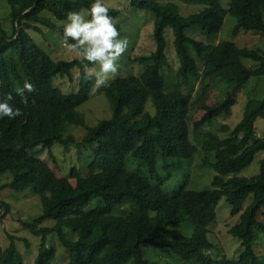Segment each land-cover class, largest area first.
<instances>
[{
    "label": "trees",
    "instance_id": "trees-1",
    "mask_svg": "<svg viewBox=\"0 0 264 264\" xmlns=\"http://www.w3.org/2000/svg\"><path fill=\"white\" fill-rule=\"evenodd\" d=\"M173 1L129 0L133 7L154 13L156 48L149 55L131 59L143 67L139 74L118 77L103 89L112 114L91 126L78 116L77 108L90 98L97 76L87 72L84 60L53 58L30 31H42L41 23L63 34V26L43 13L66 20L70 11H88L93 0H8L12 31L9 33L0 22V98L11 93L13 99L9 103L21 114L0 119V153L9 154L0 160V177L13 169L19 171L1 188H32L41 199L43 213L33 221H20L42 237L35 264H55L57 250L48 244V236L53 233L68 250L69 264H161L145 255V246L179 264H264V249L256 248L264 245V158L259 174L238 175L252 164L258 152L264 151V137L256 127L257 119L264 118V95L249 102L238 124L222 128L228 131L225 137L212 131L204 133L203 166L210 165L216 171L212 187L190 189L187 178L177 190L169 192L164 181L182 170L185 161L198 153L199 146L191 140V95L180 90L166 92V79L161 73L168 60L165 29L171 28L183 85L189 87L193 79L201 76L233 82V88L215 105L200 103L204 114L194 121L193 129L199 130L214 118L231 114L243 86L252 76H264V52L229 40L212 45L191 37L187 29L199 26L202 34L212 39L230 14L237 18L235 35L241 29L264 35V0H232L228 8L221 0H181L204 5L203 10L188 16H183ZM103 3L120 32L121 26L116 22L120 9ZM68 40L73 43L71 38ZM189 46L202 58V70ZM245 58L258 65L248 67ZM75 68H80L81 83L77 92L68 94L55 81L70 77ZM25 81L33 85V91L25 90L23 94L27 104L15 91ZM149 101L154 113L147 110ZM74 125L87 128L82 142L93 152L87 176L77 168L71 171L75 185L68 177H54L43 164L29 161L33 159L25 155L40 146L62 144L68 148L76 143L71 129ZM130 158L144 162L147 173L133 170L129 165L132 160L128 163ZM223 197L231 205V213L240 214V222L228 229L241 244L238 257L233 259L216 256L215 250L211 252L209 225L216 220ZM95 199H101L102 204L84 209ZM130 204L133 206L129 208ZM4 206L7 215L10 207L3 202ZM60 210L69 212V225L77 238L69 237L62 224L65 220L44 225ZM185 216L193 222L192 235L163 236L168 228L181 225ZM8 237L10 245L6 249L0 247V264H26L16 245L18 237L11 233ZM216 242L224 253L220 241ZM25 243L30 246L29 240L25 239Z\"/></svg>",
    "mask_w": 264,
    "mask_h": 264
},
{
    "label": "rangeland",
    "instance_id": "rangeland-1",
    "mask_svg": "<svg viewBox=\"0 0 264 264\" xmlns=\"http://www.w3.org/2000/svg\"><path fill=\"white\" fill-rule=\"evenodd\" d=\"M161 3H166L168 0H159ZM106 4L113 8L120 9V15L116 19V22L121 26L118 38L127 40V48L117 61V72L115 74H108L106 82L104 84H95L91 90L90 98L77 108V113L80 118L85 120L88 125H95L101 119L108 118L112 114L111 103L106 97L104 88L113 80L118 77L139 74V70L143 67L139 63L132 62V58L139 55H149L156 48V42L154 39V20L155 15L151 11L140 10L133 7L129 0H103ZM179 6L180 13L183 16L195 14L204 9V5L192 2L187 3L181 0L173 1ZM232 0H221L222 5L225 8L230 6ZM10 5L8 0H0V22L4 29L12 31V22L9 19ZM87 10H82L80 13H87ZM45 16L50 17L58 25L64 26L66 20H57L48 12L43 13ZM88 20L89 16L84 17ZM237 24V18L228 14L225 19L223 29L214 36L212 39L206 38L200 30L199 26H193L187 29V33L198 40L216 45L222 41H234L241 47H249L255 49H261L264 52V35L256 31L241 29L236 35L234 34V28ZM39 30H31L33 38L36 42L48 51L55 59H80L84 60L86 70L89 74L98 76L100 74L99 64L85 60L82 56H79L76 52L69 49L68 45L71 42L64 41L63 34L48 28L47 26L39 23ZM165 36L167 39V64H165L161 73L166 79L165 91L172 92L180 90L192 97V104L189 110V121L191 128V140L199 146V151L192 160H186L182 170L174 172L169 179L164 181V188L169 192L177 190L183 182L189 178L188 188L194 190H203L212 187V181L216 174L214 168L210 165L203 166V158L205 152L201 148V142L203 135L206 132H217L221 137L228 135V131L222 130L225 126L234 127L243 117L246 106L249 102L262 98L264 95V76H252L251 79L243 86L236 96V104L232 108L231 114H223L214 118L213 122L209 125L201 127L199 130H194V121L204 114V109L200 107V103H206L209 105H215L221 101L226 94L233 88V82L218 78L217 80H211L209 78H203L202 76L193 79L192 84L187 87L182 84L178 69L180 62L177 56L176 48L174 45V34L171 28L165 29ZM189 50L193 57L197 59L199 68L202 70L203 61L193 48L189 46ZM150 52V53H149ZM244 63L251 68H255L258 63L252 59H243ZM144 67L146 65H143ZM81 81L80 68L73 69L70 77H58L55 81L57 87L63 90L65 93L77 92ZM147 110L154 113L155 108L152 101L147 103ZM256 127L258 134L264 137V118H259L256 121ZM72 134L76 139V143L70 144L66 148L62 144H55L51 148L40 146L31 151L25 153L29 161H38L43 164L48 171L54 177H68L73 185L76 184V179L71 177V171L74 168L80 170L83 176L89 174V164L93 159V152L89 147L83 144L82 140L87 132V128L82 125H74L71 127ZM9 154L0 153V160L7 157ZM264 158V151L257 153L254 161L251 165L239 172V176H253L260 173L261 160ZM132 160V161H131ZM131 161V162H130ZM130 162V163H129ZM130 167L141 173H147L144 162L139 160H133L130 158L128 161ZM28 168L26 166L23 170ZM18 169H13L11 172L0 177V247L6 249L10 245V238L8 233L14 234L18 237L16 245L22 252L26 264H35V259L39 253V249L42 243V237L33 234L29 229L25 228L20 222L22 219L25 221H33L35 218L43 213V207L40 197L33 191L32 188L24 190H13L11 188L1 187L8 181H11L13 176L18 173ZM160 176H164L160 172ZM146 175V174H144ZM251 198L245 203V207L248 206ZM5 202L10 208L7 213V208L2 207ZM101 199L91 200L84 206V209H91L97 205L102 204ZM133 206L130 204L128 207ZM5 215V216H4ZM69 212L66 210H60L57 214H54L51 218L47 219L44 223L45 226H53L57 221L64 225L70 238H77L70 228L68 221ZM264 219V215L261 216ZM240 222V214L233 215L231 213V205L225 197H223L217 208V218L209 225V237L213 241V248L211 252H215V255L221 257L225 255L226 258H237L241 244L240 239L231 235L228 231L230 226H233ZM194 231L193 222L187 216L185 221L176 227H170L163 234L164 237L170 238L175 234H183L186 236L192 235ZM25 239L30 241V246L26 245ZM220 241L224 247L223 253L218 250L217 242ZM49 246L55 247L57 250V257L55 264H69V252L58 240L55 233L48 236ZM259 246V247H258ZM260 251H263L264 245H258ZM216 248V249H215ZM145 255L151 260L159 263H175L178 261L168 255L157 253L153 247L145 246ZM183 264V263H180Z\"/></svg>",
    "mask_w": 264,
    "mask_h": 264
},
{
    "label": "clouds",
    "instance_id": "clouds-1",
    "mask_svg": "<svg viewBox=\"0 0 264 264\" xmlns=\"http://www.w3.org/2000/svg\"><path fill=\"white\" fill-rule=\"evenodd\" d=\"M108 11L103 0H93L87 13L68 12L63 26L64 41L67 42L69 38L73 41L68 45L69 49L85 60L99 64L98 85L106 82L108 74L117 72V61L127 48V40L118 38L120 34ZM85 15L90 19L86 20ZM25 90L33 91V85L25 81L22 88L15 89L22 98L21 102L27 104V98L23 95ZM12 99L11 93L0 98V119H13L21 114L19 108L9 103Z\"/></svg>",
    "mask_w": 264,
    "mask_h": 264
},
{
    "label": "water",
    "instance_id": "water-1",
    "mask_svg": "<svg viewBox=\"0 0 264 264\" xmlns=\"http://www.w3.org/2000/svg\"><path fill=\"white\" fill-rule=\"evenodd\" d=\"M17 28H18V30L20 29V25H19V23L17 22Z\"/></svg>",
    "mask_w": 264,
    "mask_h": 264
}]
</instances>
